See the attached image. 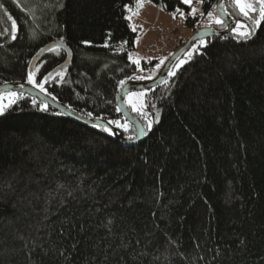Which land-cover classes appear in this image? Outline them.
Returning a JSON list of instances; mask_svg holds the SVG:
<instances>
[{
    "label": "trees",
    "instance_id": "trees-1",
    "mask_svg": "<svg viewBox=\"0 0 264 264\" xmlns=\"http://www.w3.org/2000/svg\"><path fill=\"white\" fill-rule=\"evenodd\" d=\"M135 2L0 0V86L63 69L45 85L55 101L123 123L118 96L139 72L126 18ZM205 42L148 90L159 122L141 144L28 95L0 117V264H264V24L246 43ZM129 129L119 130L136 136Z\"/></svg>",
    "mask_w": 264,
    "mask_h": 264
},
{
    "label": "snow or ice",
    "instance_id": "snow-or-ice-1",
    "mask_svg": "<svg viewBox=\"0 0 264 264\" xmlns=\"http://www.w3.org/2000/svg\"><path fill=\"white\" fill-rule=\"evenodd\" d=\"M148 3H151V0H147ZM197 3L203 4L205 0H196ZM145 0H136V12H132V9L130 6H126L128 12L130 15H128L126 18L131 21L133 15H139V9L144 7ZM231 3L233 4V7L236 10L235 14H231L227 11L224 3H219L217 5H214L212 7H218L221 12H223V16H214L213 11H208L207 13L199 12V15L201 17H204L205 15L207 18L212 21L216 26H218L220 29H222L226 34L223 36L224 39H228L229 36L236 40L237 42H247L251 40L257 30L260 28L262 24H264V0H231ZM179 4L186 5L188 8V12L186 13L181 7L176 6L174 7L171 15L173 19H176L177 16L181 20H186L189 16H191L193 19L196 18L198 14V9L194 5L193 0H179ZM162 7H166V5H162ZM236 15L241 17L242 19H237ZM227 17V18H226ZM246 21H250L251 23H246ZM207 27H211V25H208ZM13 34L11 35V39L15 40L17 37L15 35V31H18L15 22L13 21L12 24ZM132 31H137V26L135 24L132 25ZM216 34V33H214ZM88 43V42H85ZM123 43H127L126 41ZM107 46V45H105ZM207 47V43L203 40L200 41V45L197 46V48H194L193 51H189L187 53L188 59H191L193 56V53L195 51L199 50V47ZM59 43L57 47L48 49L49 52H58ZM43 51V49H41ZM131 54H129V59H131ZM133 64H136L139 66V59H133ZM185 61H180L179 63L182 64ZM161 64L164 63V61H160ZM179 64H173V69L178 67ZM169 75H175V71H170L168 73ZM55 79H63V69L59 72H49L47 75H44L42 77V82H37V79L35 78L34 71H29L27 73V84L31 85L33 89H38L45 97L51 96L52 100H56L57 97L55 95H51L49 93L48 89L45 87V85L50 80ZM131 79V78H130ZM137 79H143V77H137ZM166 82V81H165ZM125 81H121L120 85L123 87L125 84ZM21 88H23V85H20ZM24 93H16V92H6V93H0V117H3L6 113V111L15 104L21 96H23ZM31 95V93H29ZM144 93H129L128 97V103L131 107L132 111L135 112L138 116L142 117L146 124L139 127V130L137 132L136 136L129 135L127 137L128 141H134L138 139L139 136L147 135L150 131H152L153 124L159 122V111L156 112L155 118L150 119L148 116V113L144 110L145 109V103L143 102ZM4 101H7L6 103ZM32 103L35 105L37 104V100L34 97L32 99ZM48 103L46 100H40L39 101V108L40 110L47 111L48 110ZM119 111V109H117ZM89 117H92V113L89 112L87 114ZM97 120H104L102 117H96L92 119L93 127L101 129L103 132H106L108 135H115L114 128L115 129H122L124 132H129V124L127 122V119L122 123L120 119H107L104 120L103 123H98Z\"/></svg>",
    "mask_w": 264,
    "mask_h": 264
},
{
    "label": "rangeland",
    "instance_id": "rangeland-1",
    "mask_svg": "<svg viewBox=\"0 0 264 264\" xmlns=\"http://www.w3.org/2000/svg\"><path fill=\"white\" fill-rule=\"evenodd\" d=\"M193 2L198 9V14L196 17H199V23L196 28L189 27L186 23L187 19L181 20L178 16L176 19H173L170 12L165 11L163 8L155 5L152 2L148 3L147 0H145L144 7L139 9V15L132 16V20L130 21V23L131 26L133 24L137 26L136 33L138 36L136 40L135 50L131 53V61L133 59H139L140 61L139 72L133 78V83L145 84L154 81L160 75L168 60L179 50L178 47L181 43H186L198 30L206 28L208 25H211V27L216 26L207 18L206 15L204 17H201L199 15V12H204L203 4L197 3L196 0H193ZM130 7L132 9V12H136V2L135 5ZM183 10L187 13L186 9ZM128 15H130L129 12ZM213 15L218 16L216 11H213ZM236 18L242 19L238 15H236ZM246 23L251 22L246 21ZM198 45H200V42L195 44L189 51H193V49L197 48ZM196 52L197 51H195L193 55ZM187 53L177 62L179 66L174 68L173 71L178 70L190 60L188 59ZM160 61H164V63L161 64ZM180 61L185 62L180 64ZM145 62H156V64L145 69L143 68V64ZM137 77H143V79H137ZM141 92L144 93V110L148 113L149 118L152 119V116L150 117L149 115L146 104L148 91H138L133 93ZM128 97L129 95L126 97V105L129 110L135 115L136 113L133 112L131 107L129 106ZM21 98L22 97H20L15 104H17L21 100ZM4 102L6 103L7 101ZM15 104H13L12 106H14Z\"/></svg>",
    "mask_w": 264,
    "mask_h": 264
},
{
    "label": "water",
    "instance_id": "water-1",
    "mask_svg": "<svg viewBox=\"0 0 264 264\" xmlns=\"http://www.w3.org/2000/svg\"><path fill=\"white\" fill-rule=\"evenodd\" d=\"M224 3L226 0H219L217 4ZM226 7V6H225ZM216 12L218 16H223V12L216 7ZM227 18V17H226ZM216 33V34H214ZM226 33L222 30H216L213 27H206L198 30L186 43L183 44V46L168 60L166 65L164 66L163 70L161 71L160 75L152 82L145 83V84H139V83H133L130 82L121 90L119 96H118V107L120 112L123 114L124 119H127V122L132 125L136 130V135L139 130V127L143 125V123L140 121V119L135 116L127 107L126 105V97L129 95V93L138 92V91H148L151 89H154L160 85H162L169 77V72L172 71L173 64H177V62L198 42L201 40L208 41L215 38H222ZM20 85H23L24 87L21 88ZM6 92H16L21 93L23 92L24 95H28L31 97H35L38 100H46L48 105L52 108H54L59 113L70 117L79 123L88 126L93 127L92 119L85 118L76 112L72 111L71 109L61 105L57 101H54L51 99V97H45L43 93H41L38 89H33L32 86L25 85V84H7V85H1L0 86V93H6ZM31 93V95H29ZM98 123H103L104 120H97ZM95 128V127H94ZM99 129V128H98ZM115 132V135H111L116 141L125 144L126 146H133L141 144L147 135L139 136L138 139L134 141H128L127 137L120 131L119 129H113Z\"/></svg>",
    "mask_w": 264,
    "mask_h": 264
}]
</instances>
